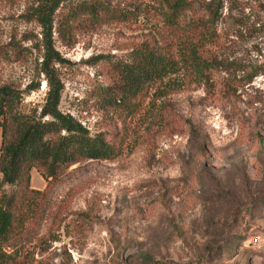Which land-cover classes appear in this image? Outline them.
<instances>
[{
  "label": "rangeland",
  "instance_id": "374dc122",
  "mask_svg": "<svg viewBox=\"0 0 264 264\" xmlns=\"http://www.w3.org/2000/svg\"><path fill=\"white\" fill-rule=\"evenodd\" d=\"M238 1L254 31L218 25L211 79L179 70L118 103L120 67L136 50L178 61L161 0L61 6L51 41L63 63L49 75L42 30L28 13L38 0H0V87L21 93L19 112L39 117L51 79L62 89L60 113L106 134L117 153L71 166L49 185L31 170L30 188L63 208L56 242L39 241L48 222L30 235L34 264H264V27L252 23L264 19L255 9L264 0ZM98 4L128 18L78 13ZM176 113L193 130L172 136Z\"/></svg>",
  "mask_w": 264,
  "mask_h": 264
},
{
  "label": "trees",
  "instance_id": "16d2710c",
  "mask_svg": "<svg viewBox=\"0 0 264 264\" xmlns=\"http://www.w3.org/2000/svg\"><path fill=\"white\" fill-rule=\"evenodd\" d=\"M69 1L38 0L37 9L28 12L35 13L32 19L42 30L45 48L42 72L46 75L50 67L63 63L52 49L53 17ZM161 3L167 11L165 23L176 32L173 39L177 41L178 61L174 57L172 61L166 59L154 48L136 50L130 63L120 67L118 103L133 99L179 70L187 71L199 82L208 81L220 48L218 25L226 26L229 33L236 30L235 35L240 36L254 31L249 16L244 15L246 3L238 0H161ZM255 9L257 13L264 12L259 5ZM133 10L137 12V7ZM78 13L94 20L128 18L127 11L101 4L85 6ZM254 17L253 26L260 23L264 27V19L259 15ZM61 91L58 83L50 79L45 104L39 117L34 118L19 112L20 92L9 85L0 87V264H34L35 245L30 235L46 222V233L39 241L57 240L63 208L60 203L47 200L46 190L30 188L31 170L50 180L49 185L71 166L85 161H108L117 154L106 134L91 135L72 117L60 113ZM175 116L172 136L181 135L186 128L193 130L189 120H183L177 113ZM4 185L14 186L15 190L8 195L2 190Z\"/></svg>",
  "mask_w": 264,
  "mask_h": 264
}]
</instances>
